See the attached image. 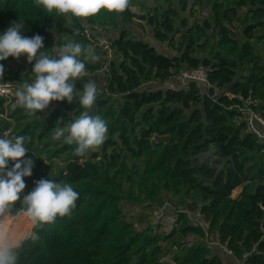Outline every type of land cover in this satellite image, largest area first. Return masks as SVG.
<instances>
[{
	"label": "trees",
	"instance_id": "obj_1",
	"mask_svg": "<svg viewBox=\"0 0 264 264\" xmlns=\"http://www.w3.org/2000/svg\"><path fill=\"white\" fill-rule=\"evenodd\" d=\"M178 4L191 16L205 8L210 13L200 21L182 17L176 24L175 0H130L123 12L102 9L81 19L49 13L34 0H0V34L12 22L24 23L21 35L44 37L41 51L48 54L55 46L51 31L59 33L62 45L75 41L88 46L84 22L115 29L123 24L109 38L115 58L104 66V81L89 110L108 124L107 139L97 151L74 155L76 145L63 139L50 147L54 128L84 111L78 97L71 104L51 102L45 112L29 116L18 106L9 108V97L0 95V136L8 131L9 137H30L26 158L34 160V167L24 178L21 199L35 181L47 177V161L61 155L64 165L51 180L69 183L79 193L70 216L32 227L19 243L17 264H159L163 242L169 239L176 246L173 264H229L232 257L264 264V139L248 130L245 115L235 107L249 99L256 103L250 107L264 115V0ZM133 5L141 12L132 11ZM134 21H145L153 38L175 54L157 51L134 36L129 26ZM196 49L207 54L196 56ZM13 61L17 59L0 61V81L30 82L33 65L22 76L18 68H10ZM103 64L101 59L86 62V75L75 81L77 92L95 80ZM197 67L205 70L208 87L195 81L184 88L166 85L182 69ZM214 87L219 95L213 100ZM43 149L48 155L42 156ZM237 187L240 191L232 197ZM165 192L190 199L185 205L197 210L200 223L179 211L171 230L160 233L158 223L153 227L146 219L148 225L129 220L134 204L159 206ZM22 207L18 201L11 211L16 214ZM27 222L24 215L22 223ZM33 232L38 239L31 238Z\"/></svg>",
	"mask_w": 264,
	"mask_h": 264
},
{
	"label": "clouds",
	"instance_id": "obj_2",
	"mask_svg": "<svg viewBox=\"0 0 264 264\" xmlns=\"http://www.w3.org/2000/svg\"><path fill=\"white\" fill-rule=\"evenodd\" d=\"M37 7L47 12L53 11L81 19L96 16L100 11L120 13L129 8L130 0H34ZM24 23L12 22L3 34H0V61L8 57L19 59L26 56L32 64L33 78L24 81L15 91V106L24 109L27 115L45 112L53 101L73 103L78 97L84 111L64 127H55L53 140L68 145H76L74 155L84 156L89 151H97L107 139L108 124L99 115L89 114L97 95L98 88L93 82L83 84L76 91L75 81L86 75V62L99 59L95 49L79 42L68 41L60 47L53 46L52 53L44 49V37L21 35ZM81 57H83L81 59ZM34 61V64H33ZM4 67L0 64V78ZM71 115V114H70ZM27 136H0V217L4 216L18 201L22 202L23 214L35 227L52 223L57 217L70 216L76 207L79 193L66 182L50 179L35 181V187L22 199L20 194L26 188L25 177L32 175L34 160L26 158ZM13 166L9 168V162ZM33 240L38 239L35 232ZM20 244L4 232H0V264H17Z\"/></svg>",
	"mask_w": 264,
	"mask_h": 264
},
{
	"label": "rangeland",
	"instance_id": "obj_3",
	"mask_svg": "<svg viewBox=\"0 0 264 264\" xmlns=\"http://www.w3.org/2000/svg\"><path fill=\"white\" fill-rule=\"evenodd\" d=\"M152 1V0H149ZM176 9L178 18H175V23L177 24L179 22V19L182 17H185L189 20V22H192L193 19L200 21L202 18L207 17L210 13L209 8H205L204 10H195L194 14L191 16L188 9H182L181 5L178 4V0H175ZM132 11L134 12H141L139 6L133 5L131 7ZM123 24L119 25L118 28L122 27ZM133 31V35L136 37H140L142 39H145L149 41L151 44L155 46L157 51H160L167 55H173L175 54V51L170 48V46L167 45L165 42H160L153 38L151 28L145 23V21H134L133 23L129 24ZM84 32L82 33L85 38L91 43L92 47L95 48L97 51V55L99 59L103 61V68L97 72L96 78L94 81H91L97 85L98 91L100 90L101 84L103 83V75H104V66L106 65V62L110 61L111 59L115 58V55L113 52H109L108 47H106V44L109 46V38L114 37L117 34V29L107 27V28H100L98 26H91L88 22L83 23ZM239 25H237V28ZM238 30V29H236ZM50 35L53 37L54 43L56 47L62 46L61 43H59V33L57 31H51ZM177 37V36H176ZM256 50L259 53L261 52L260 46L257 44ZM207 51H203L200 49H196L194 52V55L196 56H203L206 55ZM10 68L12 70H16L18 68L21 71V75L23 76L25 72H27L30 69V65L27 62L26 56H21L19 59H17V62L13 61L9 64ZM5 79V77H4ZM174 81V86L177 85V76L172 77V80ZM93 80V79H92ZM0 84H2V87L7 90V92L4 95H7L9 97V101L7 102V105L9 108L15 107V100H12V98L15 96V91L21 86V83H18L17 81H10V80H2L0 81ZM206 89V88H205ZM55 103V101H53ZM57 127H64L62 125H59ZM53 136V134H52ZM52 136L49 139L50 147H53L54 145H59L63 138L60 140H53ZM158 138L157 136H154V139ZM47 149H43L41 151L42 156L48 155L46 154ZM49 163V170L48 175L45 179H50L58 172L60 168L64 165V155H61L58 158H52L47 161ZM240 191V187L235 188L231 195L232 197H235L238 192ZM165 197V208H162V205H148V204H134V208L129 209L126 208L128 212L129 220L132 222H137L139 225H148L146 220L149 222V224L154 222L155 226L158 223V227L156 231L160 233H168L171 230L172 224L174 219L177 217V214L179 211H185L188 214V217L192 222L200 223V216L197 213V210H192L190 206H186L185 203H189L190 199H184L182 196H173L171 193H162ZM130 203V202H129ZM125 210V211H126ZM24 218L23 211L18 212L16 214H13L10 210L8 213H6L4 216L0 217V232H4L10 237H14V240L18 243H20L25 237H27L31 231L33 225L31 224L30 220L26 217L28 220V225L22 223V220ZM146 219V220H145ZM202 225L205 226V224L201 221ZM16 238V239H15ZM192 236H190L188 239H191ZM164 247V253L161 255L159 259V264H173L172 259V253L175 251L176 246L173 245L172 240H166L163 242ZM218 248V247H217ZM215 246V250L217 249ZM222 248L219 247L217 250L219 252H222L219 250Z\"/></svg>",
	"mask_w": 264,
	"mask_h": 264
},
{
	"label": "built area",
	"instance_id": "obj_4",
	"mask_svg": "<svg viewBox=\"0 0 264 264\" xmlns=\"http://www.w3.org/2000/svg\"><path fill=\"white\" fill-rule=\"evenodd\" d=\"M106 47H108L109 52L114 53L115 49L111 46L110 42H109V46L108 44H106ZM188 81H195L197 84L205 83L207 87L210 85L208 83L205 70L200 67L184 68L181 70L180 74L177 76V85L183 88L187 87ZM6 92L7 90L2 87V84H0V95L7 97V95H4ZM218 95H219V90L218 88L214 87L213 91L210 94V98L214 100L217 98ZM250 103L256 104L255 101H250L249 99H247L244 101L243 105H239V106L235 105V107H237V109L241 113H243V115H245L244 119L246 121L248 130L252 132L256 137L260 139H264V115H262L260 112L253 110L250 107ZM7 134H8V131H5L3 136ZM165 206L166 204L164 203L162 205V208H165ZM152 226L153 227L155 226L154 222H152ZM214 243L217 244L218 242H214ZM226 252L228 254H231L229 250H226ZM229 264H245V262L240 258L232 257Z\"/></svg>",
	"mask_w": 264,
	"mask_h": 264
},
{
	"label": "crops",
	"instance_id": "obj_5",
	"mask_svg": "<svg viewBox=\"0 0 264 264\" xmlns=\"http://www.w3.org/2000/svg\"><path fill=\"white\" fill-rule=\"evenodd\" d=\"M174 79L172 80V78L171 79H169L168 80V82H167V84L166 85H170L171 87H175L174 86ZM223 249V248H222ZM225 253V252H224ZM228 254V253H227ZM224 255V257H225V259H224V261H227L228 262V260H229V255ZM228 264V263H227Z\"/></svg>",
	"mask_w": 264,
	"mask_h": 264
}]
</instances>
